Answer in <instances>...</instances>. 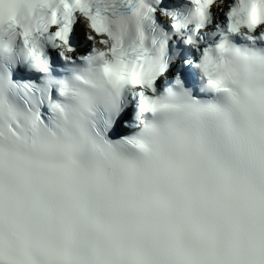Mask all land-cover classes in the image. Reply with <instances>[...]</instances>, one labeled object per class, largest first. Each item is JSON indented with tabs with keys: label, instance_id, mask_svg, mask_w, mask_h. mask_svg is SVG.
I'll return each instance as SVG.
<instances>
[{
	"label": "snow or ice",
	"instance_id": "snow-or-ice-1",
	"mask_svg": "<svg viewBox=\"0 0 264 264\" xmlns=\"http://www.w3.org/2000/svg\"><path fill=\"white\" fill-rule=\"evenodd\" d=\"M159 2L0 0V264H264V0Z\"/></svg>",
	"mask_w": 264,
	"mask_h": 264
},
{
	"label": "clouds",
	"instance_id": "clouds-1",
	"mask_svg": "<svg viewBox=\"0 0 264 264\" xmlns=\"http://www.w3.org/2000/svg\"><path fill=\"white\" fill-rule=\"evenodd\" d=\"M237 3L241 9L246 7V0H237ZM260 10V6L254 5L252 9V13L255 14ZM89 37L91 38V33H88Z\"/></svg>",
	"mask_w": 264,
	"mask_h": 264
}]
</instances>
